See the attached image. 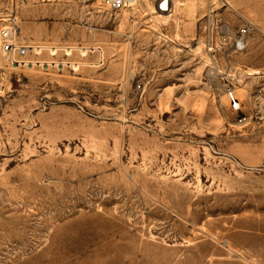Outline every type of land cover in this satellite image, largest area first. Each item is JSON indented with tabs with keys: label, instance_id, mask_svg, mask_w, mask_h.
Wrapping results in <instances>:
<instances>
[{
	"label": "rangeland",
	"instance_id": "374dc122",
	"mask_svg": "<svg viewBox=\"0 0 264 264\" xmlns=\"http://www.w3.org/2000/svg\"><path fill=\"white\" fill-rule=\"evenodd\" d=\"M202 2L0 0V264H264V0Z\"/></svg>",
	"mask_w": 264,
	"mask_h": 264
},
{
	"label": "built area",
	"instance_id": "2783aa9c",
	"mask_svg": "<svg viewBox=\"0 0 264 264\" xmlns=\"http://www.w3.org/2000/svg\"><path fill=\"white\" fill-rule=\"evenodd\" d=\"M101 3H104L111 11L120 12L127 8H131L134 4H136L137 0H95ZM170 0H160L158 2V9L160 12H166L169 9ZM18 32V27L14 24L10 27L3 30L0 34L1 38L4 40V44L2 46V50L4 52H12L17 51L20 56H25L27 54V50L24 48H18L14 45V40L16 38ZM250 29L249 27H243L237 32L227 29L225 32L221 33L217 36L215 40V36L213 33L208 37L207 50L209 54H216L226 49L232 50L235 53H243L247 49V44L249 40ZM230 81L235 82L234 78L228 76ZM233 84L229 83V87L227 89L228 97L235 107V112H239L240 106L237 100L234 97L233 93ZM238 104V106H236Z\"/></svg>",
	"mask_w": 264,
	"mask_h": 264
},
{
	"label": "crops",
	"instance_id": "0c3cea01",
	"mask_svg": "<svg viewBox=\"0 0 264 264\" xmlns=\"http://www.w3.org/2000/svg\"><path fill=\"white\" fill-rule=\"evenodd\" d=\"M159 1L160 0H140L139 9L146 14L148 20L162 19L164 25H196L211 9L210 3L208 2L207 5L204 6L202 0H170L168 11L160 12L158 9Z\"/></svg>",
	"mask_w": 264,
	"mask_h": 264
},
{
	"label": "bare ground",
	"instance_id": "6f19581e",
	"mask_svg": "<svg viewBox=\"0 0 264 264\" xmlns=\"http://www.w3.org/2000/svg\"><path fill=\"white\" fill-rule=\"evenodd\" d=\"M254 75H258V74L257 73L256 74H251V76H254ZM236 106H238V104Z\"/></svg>",
	"mask_w": 264,
	"mask_h": 264
}]
</instances>
